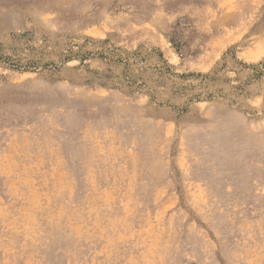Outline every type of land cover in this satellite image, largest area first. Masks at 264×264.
Instances as JSON below:
<instances>
[{"label":"rangeland","instance_id":"obj_1","mask_svg":"<svg viewBox=\"0 0 264 264\" xmlns=\"http://www.w3.org/2000/svg\"><path fill=\"white\" fill-rule=\"evenodd\" d=\"M0 264H264V0H0Z\"/></svg>","mask_w":264,"mask_h":264},{"label":"bare ground","instance_id":"obj_2","mask_svg":"<svg viewBox=\"0 0 264 264\" xmlns=\"http://www.w3.org/2000/svg\"><path fill=\"white\" fill-rule=\"evenodd\" d=\"M29 220V219H28ZM28 223V222H27ZM31 222H29V224H30ZM33 223V222H32ZM36 227V226H35ZM27 228V227H26Z\"/></svg>","mask_w":264,"mask_h":264}]
</instances>
